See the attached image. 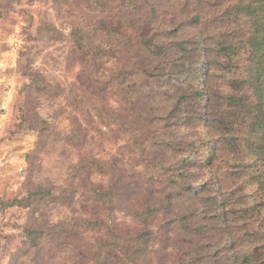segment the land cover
I'll return each mask as SVG.
<instances>
[{"label":"trees","instance_id":"1","mask_svg":"<svg viewBox=\"0 0 264 264\" xmlns=\"http://www.w3.org/2000/svg\"><path fill=\"white\" fill-rule=\"evenodd\" d=\"M17 1L0 0V15ZM51 1L66 9L80 69L66 95L70 140L91 145L99 121L118 149L73 165L86 212L56 225L58 239L36 215L67 191L30 170L10 202L30 215L10 264L48 237L77 264H264V0ZM48 84L34 74L23 91Z\"/></svg>","mask_w":264,"mask_h":264},{"label":"rangeland","instance_id":"2","mask_svg":"<svg viewBox=\"0 0 264 264\" xmlns=\"http://www.w3.org/2000/svg\"><path fill=\"white\" fill-rule=\"evenodd\" d=\"M14 8L18 9V11H12L15 15L9 14L11 12H3L0 15H6L3 20L10 22V24L1 22L3 25L0 24V34L4 37L7 36L9 46L19 55L17 69L20 75L29 76L33 81V75L39 74L33 68V65L42 54L46 53L45 62L53 69L60 70L64 76L63 80L53 77L51 82L43 77L49 83L45 92H38L35 88H30L20 94V115L23 110L29 114V120L24 123L25 127L28 128L27 126L30 123L35 126L31 130H34L37 134L36 143L41 135V128H44L42 135L47 140V144L41 152L33 155L31 152L36 148L37 144L35 143L33 150L29 152L31 161L30 163L29 161L27 162L24 171L21 173L24 176L23 180L16 179L18 183H21V181L23 183L25 177L32 169L35 180L53 182L56 187V193L60 194L62 190L67 191L64 195L61 194L62 196L58 200L43 205L36 215L38 220H43L47 223L46 230L50 238L58 239L61 231L65 235L66 229L57 231L56 235H54L56 231L54 227L56 225L69 223L86 212L85 203L81 202L83 198L81 195L84 192L83 188L79 186L78 180H74V182L72 179L73 165L79 162L82 155L87 152L102 158L114 155L118 149L117 131L115 128L104 126L98 121L93 126H85L90 129L89 136L94 135L98 138L94 139L91 145H87L83 149L71 142L72 110L66 95L70 85L77 80L79 71H74V69L79 68V65L68 58V34L71 31V24L66 14V9L64 5H54L51 0H19L15 2ZM10 15L15 16V18H10ZM46 24L53 25L59 30L60 35L49 32L42 37L39 36L38 28ZM18 26L20 28L19 32H17ZM11 41L16 42L12 43ZM20 41H23V43L21 44ZM48 49H52V51H48ZM38 108L46 111L51 121L50 123L41 121L37 113ZM95 128L99 130L97 131ZM105 137L112 138L113 143L105 146L103 142ZM94 180L102 182L107 179L95 175ZM21 189L22 184L18 188L19 192ZM13 198L14 195H11L9 201H12ZM27 218H30L27 209L18 206L14 209H9L6 219L3 218L0 222V231L5 232L7 230L9 233V230L18 228L20 231L18 234L23 237L24 233L19 227L25 224L26 220H28ZM116 219H126L124 209L116 211ZM53 247L54 241L48 237V241L41 251L21 258L18 264H37L38 260H40V264H77V256L74 252L61 251L60 248L53 250ZM16 250L17 248L12 251L11 248L6 246L7 254H11H9L8 264H10L12 255Z\"/></svg>","mask_w":264,"mask_h":264},{"label":"crops","instance_id":"3","mask_svg":"<svg viewBox=\"0 0 264 264\" xmlns=\"http://www.w3.org/2000/svg\"><path fill=\"white\" fill-rule=\"evenodd\" d=\"M12 11H18V9L14 8L13 10L9 11L11 12L9 14L15 15V13H13ZM11 15L10 18H15V16ZM5 17L6 15L0 16V24L3 25V23L1 22H7L8 24H10L9 21L3 20L5 19ZM8 41L9 39H7V36L4 37L0 34V78L8 77L9 79H11L13 76H20V73L18 69L13 70L11 68L5 67V65L11 62L14 54H16L15 50L9 46ZM20 104L21 95L16 98L14 105V114H10L8 116V119L6 120L0 119V222L3 218L6 219V214L9 209H14L16 207L10 204L11 201H9V198L11 195H14L15 197L20 194L18 188L14 190V185L21 186L22 181L21 183H18L16 179H21L22 177L23 180L24 178L21 173H17L16 175H9V173H14L16 168L19 167L18 161L19 159H21V157L19 156V149L17 145H19L20 142L24 140L26 135L35 133L34 130L21 128V117L19 111ZM4 112L5 110L3 108H0V115H3ZM32 149L33 148H31L23 156L26 164L27 154ZM10 161L17 162L12 163ZM18 232H20L18 228L9 230V233L7 232V230L5 232L0 231V264L9 263L10 253L7 254L6 246L11 248V250L13 251L14 249L18 248V246L22 242L24 236H20Z\"/></svg>","mask_w":264,"mask_h":264},{"label":"clouds","instance_id":"4","mask_svg":"<svg viewBox=\"0 0 264 264\" xmlns=\"http://www.w3.org/2000/svg\"><path fill=\"white\" fill-rule=\"evenodd\" d=\"M20 31L19 26L17 27V32ZM12 43H15L16 41H11ZM22 44L23 41H20ZM48 51H52V49H48ZM45 54H42L39 59L36 60V62L33 65V68L36 69L39 74L44 77L49 82L52 81V78H58L60 80L64 79V76L62 75V72L60 70L53 69L50 67V65L45 62ZM19 59L18 53L14 54L13 59L11 62L5 67L11 68L13 70L18 68L17 61ZM74 71H79V68L77 67L74 69ZM32 84V78L29 76H24L21 74L20 76H13L11 79L8 77L0 78V108H3L5 110L3 115H0V119L6 120L8 119V116L10 114H14L15 108V101L16 98L22 94L25 85L31 86ZM37 113L39 114V117L42 122H48L49 120L48 115L46 114V111L42 108L37 109ZM37 140V134L36 133H30L25 136L24 140L20 142L19 145H17L19 149V156L21 159H19L18 164L19 167L16 168L14 173H9V175H16L17 173H22L24 171V168L26 166V161L23 159V156L34 147ZM12 163H16L17 161H10ZM22 179V177H21ZM16 188H19V185H14V190Z\"/></svg>","mask_w":264,"mask_h":264}]
</instances>
